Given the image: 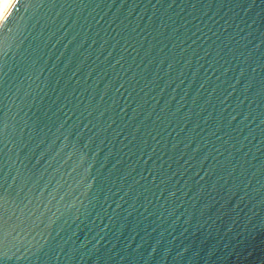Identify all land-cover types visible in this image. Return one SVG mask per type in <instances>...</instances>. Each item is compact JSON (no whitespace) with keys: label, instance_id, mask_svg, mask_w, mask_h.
<instances>
[{"label":"water","instance_id":"95a60500","mask_svg":"<svg viewBox=\"0 0 264 264\" xmlns=\"http://www.w3.org/2000/svg\"><path fill=\"white\" fill-rule=\"evenodd\" d=\"M0 264H264V0H16Z\"/></svg>","mask_w":264,"mask_h":264},{"label":"snow or ice","instance_id":"6c2138e0","mask_svg":"<svg viewBox=\"0 0 264 264\" xmlns=\"http://www.w3.org/2000/svg\"><path fill=\"white\" fill-rule=\"evenodd\" d=\"M16 6V0H0V9H2V15H0V21L6 23L11 12Z\"/></svg>","mask_w":264,"mask_h":264},{"label":"bare ground","instance_id":"6f19581e","mask_svg":"<svg viewBox=\"0 0 264 264\" xmlns=\"http://www.w3.org/2000/svg\"><path fill=\"white\" fill-rule=\"evenodd\" d=\"M0 15H2V9H0Z\"/></svg>","mask_w":264,"mask_h":264}]
</instances>
